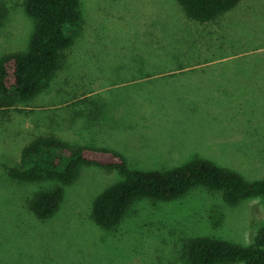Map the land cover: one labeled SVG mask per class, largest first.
<instances>
[{
	"label": "rangeland",
	"instance_id": "374dc122",
	"mask_svg": "<svg viewBox=\"0 0 264 264\" xmlns=\"http://www.w3.org/2000/svg\"><path fill=\"white\" fill-rule=\"evenodd\" d=\"M24 1L0 0V59L29 49L35 25ZM80 1L81 33L39 94L0 100L14 109L0 111L1 162L18 166L32 134L51 129L76 145L113 149L132 169L198 156L264 179V0H241L212 24L189 19L177 0ZM122 179L83 167L58 212L42 219L30 201L58 183L14 181L0 168V264H183L191 239L248 246L264 225L262 199L231 207L199 187L172 201L140 199L103 228L94 201Z\"/></svg>",
	"mask_w": 264,
	"mask_h": 264
},
{
	"label": "trees",
	"instance_id": "16d2710c",
	"mask_svg": "<svg viewBox=\"0 0 264 264\" xmlns=\"http://www.w3.org/2000/svg\"><path fill=\"white\" fill-rule=\"evenodd\" d=\"M187 17L200 24H212L237 8L241 0H177ZM26 14L34 20L29 49L8 53L0 59V100H33L60 68L64 52L81 33L83 15L80 0H25ZM16 99V100H15ZM20 152V163L0 161L3 173L14 181H55L51 189L37 192L30 201L42 219L54 216L64 199L66 187L75 183L83 167L96 166L118 172L122 180L99 194L92 217L97 225L112 228L140 199L172 201L204 187L222 194L231 207L241 201L260 198L264 202V179L247 180L240 173L213 161L194 157L180 166L164 170H138L126 158L109 148L73 144L51 129L37 130ZM183 264H264V225L254 241L241 246L222 239L198 237L184 247Z\"/></svg>",
	"mask_w": 264,
	"mask_h": 264
},
{
	"label": "crops",
	"instance_id": "0c3cea01",
	"mask_svg": "<svg viewBox=\"0 0 264 264\" xmlns=\"http://www.w3.org/2000/svg\"><path fill=\"white\" fill-rule=\"evenodd\" d=\"M2 110H5V111H7V112H11L12 110H14L13 108H11V109H7V108H0V111H2ZM9 114V113H8Z\"/></svg>",
	"mask_w": 264,
	"mask_h": 264
}]
</instances>
